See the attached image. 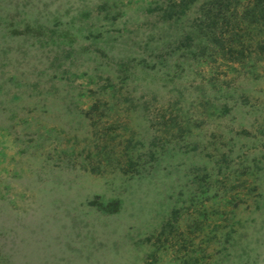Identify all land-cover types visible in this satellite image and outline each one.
I'll return each mask as SVG.
<instances>
[{
    "label": "rangeland",
    "instance_id": "obj_1",
    "mask_svg": "<svg viewBox=\"0 0 264 264\" xmlns=\"http://www.w3.org/2000/svg\"><path fill=\"white\" fill-rule=\"evenodd\" d=\"M0 264H264V0H0Z\"/></svg>",
    "mask_w": 264,
    "mask_h": 264
}]
</instances>
